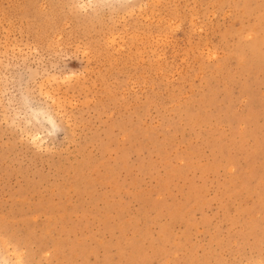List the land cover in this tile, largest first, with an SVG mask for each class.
I'll return each instance as SVG.
<instances>
[{"label": "rangeland", "instance_id": "obj_1", "mask_svg": "<svg viewBox=\"0 0 264 264\" xmlns=\"http://www.w3.org/2000/svg\"><path fill=\"white\" fill-rule=\"evenodd\" d=\"M0 264H264V0H0Z\"/></svg>", "mask_w": 264, "mask_h": 264}]
</instances>
